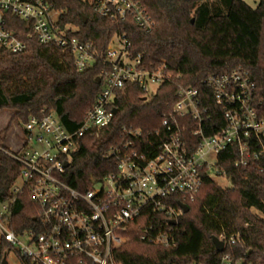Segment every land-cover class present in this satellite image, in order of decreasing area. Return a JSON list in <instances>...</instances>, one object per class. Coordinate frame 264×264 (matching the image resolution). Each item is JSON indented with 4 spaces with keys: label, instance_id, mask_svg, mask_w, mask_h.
I'll return each mask as SVG.
<instances>
[{
    "label": "built area",
    "instance_id": "1",
    "mask_svg": "<svg viewBox=\"0 0 264 264\" xmlns=\"http://www.w3.org/2000/svg\"><path fill=\"white\" fill-rule=\"evenodd\" d=\"M63 1L0 0V51L27 50L15 33L22 28L41 46L71 52L78 72L101 63L100 91L78 130L68 131L45 109L19 125L21 138L6 153L19 163L20 172L0 212V238L22 264H120L116 250L129 242L132 224L151 211L148 223L138 226L140 241L173 247L180 205L192 202L207 179L231 186L218 164L223 152L237 154L234 168L264 171V100L257 98L242 68L206 77L201 85L207 92L181 87L177 101L161 116V130L144 136L140 129L123 127L119 141L104 153L114 169L78 191L63 178L81 138L111 123L117 92L137 84L148 101L171 76L164 65L149 71L140 55L131 56L125 27L112 34L101 52L97 43L82 38L79 26L65 21L66 11L57 6ZM73 1L113 24L131 23L145 33L154 26L139 0ZM24 191L37 215L32 227L18 230L10 227L11 207ZM158 215L163 220H154ZM229 241L240 243L239 234ZM219 264L241 261L224 256Z\"/></svg>",
    "mask_w": 264,
    "mask_h": 264
},
{
    "label": "trees",
    "instance_id": "2",
    "mask_svg": "<svg viewBox=\"0 0 264 264\" xmlns=\"http://www.w3.org/2000/svg\"><path fill=\"white\" fill-rule=\"evenodd\" d=\"M139 1L154 22L148 33L131 23L105 21L73 0L57 5L66 11L65 21L79 26L82 38L97 43L101 52L112 34L125 27L132 43L131 56L140 55L143 67L149 71L164 65V72L171 76L148 101H143L137 84H126L117 92L111 123L81 138L63 178L78 191L89 189L114 169V162L105 159L104 153L119 141L123 127L140 129L144 136L161 130V116L177 101L181 87L207 92L201 85L206 77L242 68L249 72L257 98L264 100V0H255V8L242 0H221L223 10L209 8L207 0ZM82 17L87 18L86 24ZM15 33L27 43V50L20 54L0 51V112H13L9 124L0 131L1 203L11 198V188L20 172L19 163L6 153L10 125L25 123L45 109L54 112L68 131L78 130L101 87L96 81L101 63L78 72L71 52L39 45L27 38L29 30L21 28ZM236 158L232 149L219 156L218 164L226 171L231 186L221 187L217 180L204 181L195 199L186 204L189 211L178 218L173 247L140 241L138 226L146 225L148 216L153 215L145 212L132 224L129 242L116 250V261L219 264L229 256L232 263L264 264V171L234 168ZM36 211L35 203L24 191L11 207L10 227H32ZM161 218L158 215L154 220ZM235 234H239L240 243L230 244ZM213 237L225 243L223 252L215 250ZM6 249L10 248L0 238L1 261Z\"/></svg>",
    "mask_w": 264,
    "mask_h": 264
},
{
    "label": "rangeland",
    "instance_id": "3",
    "mask_svg": "<svg viewBox=\"0 0 264 264\" xmlns=\"http://www.w3.org/2000/svg\"><path fill=\"white\" fill-rule=\"evenodd\" d=\"M242 1L247 3L252 8H255L257 5V2L255 0H242ZM207 4L209 8L213 10H223L224 9V4L221 0H207ZM12 115H13L12 111L0 112V131L3 130L9 124V121ZM19 125H20L19 123L13 122L9 127V130L6 136V143H7L8 150L15 148L16 142H18L19 139L21 138ZM217 183L221 187H226L225 182L221 180H218ZM3 204L4 203L0 202V212L2 211ZM3 256L4 257L2 261L5 260L6 264H22L20 259L17 258V256L10 249H6ZM2 261L0 260V264L2 263Z\"/></svg>",
    "mask_w": 264,
    "mask_h": 264
},
{
    "label": "water",
    "instance_id": "4",
    "mask_svg": "<svg viewBox=\"0 0 264 264\" xmlns=\"http://www.w3.org/2000/svg\"><path fill=\"white\" fill-rule=\"evenodd\" d=\"M81 21H82L83 24H86L87 18L86 17H82L81 18ZM96 81L99 82V79L97 78ZM113 113L114 114L116 113V110L115 109L113 110ZM180 208L182 209V212L184 214L189 211V208L186 205H180ZM170 224L174 225L175 222H170ZM212 242H213L214 248H215V250L217 252H220L221 253V252L224 251L225 243L222 240H220V239H218L216 237H213L212 238ZM1 264H6L5 260H3Z\"/></svg>",
    "mask_w": 264,
    "mask_h": 264
}]
</instances>
